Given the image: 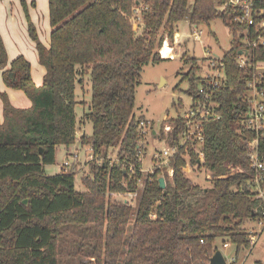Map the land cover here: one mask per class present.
<instances>
[{
  "label": "trees",
  "instance_id": "obj_1",
  "mask_svg": "<svg viewBox=\"0 0 264 264\" xmlns=\"http://www.w3.org/2000/svg\"><path fill=\"white\" fill-rule=\"evenodd\" d=\"M136 2L148 7L142 11L143 28L138 33L127 18ZM225 2L193 0L189 8V0H48V48L28 26L45 69L40 87L33 84L25 58L8 64L0 36L3 82L31 101L29 108H16L0 93V264H60L65 230L75 228L91 236L79 244L78 254L88 259L80 264H208L217 238H223V246H235L236 259L241 249L250 247L251 233L245 225L264 220V197L252 191L247 143L254 134L241 126V120L247 82L253 66L264 61V45H246V24L235 21L242 11L230 5L222 8ZM255 5L264 7V0ZM215 19L221 20L231 39L222 54L221 86L212 97L216 118L203 125L202 160L196 140L182 146L169 160L172 177L166 167L146 176L133 213L130 205L114 203L111 196L136 191L142 177L138 148L144 142L138 134L142 119L134 114L142 69L162 61L158 48L165 34L173 38L178 22L208 25ZM247 31L253 40L255 27ZM243 48L249 51L241 66L238 51ZM181 58L188 65L181 79L188 83L185 93L195 101L209 71L208 59ZM87 73L91 101L82 120L91 123L92 134L77 138L75 87ZM170 123L175 129L167 137L161 131L160 137L178 143L182 115ZM77 143L88 145L95 159L91 175L81 179L83 192L75 189L73 170L62 166L58 174L45 172V166L54 164L58 147L70 149ZM115 150L117 159L110 161ZM259 150L264 159V138ZM187 164L210 172V185L195 184L184 172ZM160 177L165 190L159 187Z\"/></svg>",
  "mask_w": 264,
  "mask_h": 264
},
{
  "label": "rangeland",
  "instance_id": "obj_2",
  "mask_svg": "<svg viewBox=\"0 0 264 264\" xmlns=\"http://www.w3.org/2000/svg\"><path fill=\"white\" fill-rule=\"evenodd\" d=\"M192 2L193 0H189V8ZM0 14L6 42H4L1 33L0 36L6 54L9 50H24L31 59V61L26 60L30 63L33 84L35 85L37 79V83H42L44 78V76L42 77L43 67L38 61L34 46L29 38L28 26L31 24L39 31L40 43L43 45L45 42L47 45L49 44L47 0H0ZM4 19H6V22ZM189 24L187 20H184L175 25L173 36L176 35V40L181 42L179 44L173 42L174 60L162 59L157 64L150 63L144 66L139 84L135 90V117L144 120L145 125L148 126L145 129L143 149L140 152L142 177L136 191L124 194L116 193L111 196V200L114 203L130 205L133 208V213L137 208L144 187V180L154 168L153 155L156 152H160L163 147L170 145L169 139L165 138V136L163 138L159 136L156 139L150 129L156 133H160L163 129L164 132V125H170L171 119L178 114L183 115L192 103L190 96L185 93L188 83L181 80L182 74L188 70V65L184 63L181 57H208L207 55L205 56V51L207 50L216 55H222L230 48L231 34L220 19H215L208 25L204 23L197 24L198 29L202 31L199 41L191 39L193 37V26H189ZM18 57H15V59ZM7 60L9 64L8 57ZM177 85L178 88L175 89ZM3 86L6 85L4 84ZM14 91L22 93L19 90ZM0 93H4L8 97L1 90ZM75 98L77 101L75 113L78 134L81 136V133H84L89 136L92 134V125L90 122L82 120V115L88 111V105L91 101V82L88 73L82 77L81 83L76 84ZM11 105L13 106L12 103ZM74 150L78 154L77 161L69 167V170L71 169L76 173L74 179L75 189L78 192H83L86 188L82 184L81 179L84 175H91L90 163L95 159L91 156L88 145H73L69 149L71 152ZM66 154L67 151L64 147L60 146L57 148L54 164L45 166L47 175H55L61 171ZM109 158L110 161H116V150L112 152ZM184 172L195 184L203 187L210 185L211 180L208 175L212 176V174L205 169L192 168L189 165L188 168L184 169ZM75 229L65 230L60 264H80L88 261L87 258L78 254V249L79 244L89 242L91 236L82 230ZM245 229L255 236V240L250 244L249 248L241 249L234 263L231 262V259L235 258V246L233 244H227L224 247L223 238H217L215 247L222 253L227 264H264V220H261V222H250L245 225Z\"/></svg>",
  "mask_w": 264,
  "mask_h": 264
},
{
  "label": "built area",
  "instance_id": "obj_3",
  "mask_svg": "<svg viewBox=\"0 0 264 264\" xmlns=\"http://www.w3.org/2000/svg\"><path fill=\"white\" fill-rule=\"evenodd\" d=\"M256 0H226V2L221 6L224 8L227 5L239 8L242 13L235 18V21L246 24L247 29L243 31L244 41L246 45L250 48H257L259 44L264 45V7H259L255 5ZM148 7L140 2H136L135 6L132 8V12L127 16L131 27L134 32H140L143 28L142 20V11L147 10ZM261 18V19H260ZM260 19V20H259ZM257 20V21H256ZM189 24V23H188ZM190 26V24H189ZM192 35L191 38L194 41H199L202 35V31L198 29L197 25H191ZM255 27V38L250 40L248 38L247 30L251 27ZM178 34V33H177ZM175 38V40H174ZM172 40V41H171ZM173 42L179 44L181 41L176 40V35L172 39H169L168 36H165L161 46L158 48V54L161 59L174 60V47ZM167 46L169 50V55L165 57L163 55V48ZM242 52L239 58V64L244 66L245 56L248 54V49H240ZM205 56L208 59L209 71L205 75L202 82L198 87V99L193 100L191 106L188 110L182 115L183 118V128L180 135L178 136V143L170 144L161 149L160 152H156L153 155V160L155 161L154 168L151 170V174L158 168L166 167L169 177H172L173 170L169 166V160L173 158L176 154L179 153V150L182 146H186L187 143L197 141L199 147L198 151L199 158L202 160V151L200 146L204 141L203 125L204 122L209 118H216L214 113L215 103L212 101V97L215 93V90L219 89L221 86V79L223 76V64H222V55H216L211 51H205ZM248 95L246 96L247 106L241 120V126L254 134V137L247 143V157L250 161V166L253 169L254 175L252 176V184L254 188L252 191L257 193L258 197H264V191L261 189V183L264 179V159L260 155L259 150V141L261 138H264V61L257 62L253 66V71L251 72V77L247 82ZM148 126L145 125L144 120H140L138 123V134L140 137H144L145 129ZM176 125L170 123V125H164L163 134L167 137L175 129ZM152 131V129H150ZM163 131V129H162ZM144 142H140L138 148L139 153L143 149ZM193 146V145H192ZM194 147V146H193ZM195 149V148H194ZM77 152H68L64 158L62 166L67 170L69 166L74 164L77 159ZM130 166V171L134 173V168ZM187 166L184 168H188ZM142 172V168H140ZM224 176H219L216 178H222ZM210 180L213 179L212 176L208 175ZM141 180V179H140ZM138 180V184L140 183ZM156 214H150V219L154 220ZM255 236L251 233L250 241L254 242ZM227 244L224 245L226 247ZM236 258H232L231 262L234 263ZM225 264H227L225 260Z\"/></svg>",
  "mask_w": 264,
  "mask_h": 264
},
{
  "label": "crops",
  "instance_id": "obj_4",
  "mask_svg": "<svg viewBox=\"0 0 264 264\" xmlns=\"http://www.w3.org/2000/svg\"><path fill=\"white\" fill-rule=\"evenodd\" d=\"M5 10V9H4ZM47 13H48V19H49V6H48V0H47ZM5 14V13H4ZM38 17V16H37ZM5 22H6V19H4ZM48 37H49V44L47 45V43L45 42L44 46L46 48L49 47L50 45V33H51V27H50V19L48 20ZM36 30V29H35ZM0 33H1V36L3 37V40L4 42H6V38H5V35L3 33V29H2V26H1V14H0ZM36 33H37V36H38V39H39V31L36 30ZM39 33V34H38ZM30 38V37H29ZM31 40V39H30ZM32 42V45L34 46V51L37 55V51L35 49V43L31 40ZM18 56H23L25 59H27L28 61H31L30 57H28L29 55L24 51V50H21V49H16L15 50H9L7 52V57L9 58V61L11 62L13 59H15V57H18ZM38 57V56H37ZM9 62V63H10ZM43 69V74H42V77L45 75V69L44 67L42 68ZM43 80V79H42ZM37 82H38V79H37ZM35 81V86L36 87H39L41 86L42 83H37ZM42 82V81H41ZM4 83H3V80H2V77H1V70H0V90L1 92H5L7 95H8V98H9V101L13 104L14 107H17V108H29L31 106V101L26 97V95L23 93H20V92H16L12 89H9L7 88L6 86H3ZM2 110H3V105H2V102H1V99H0V122L2 121ZM79 132H77V138H79ZM151 133L154 135V137L157 139L159 136H160V133H156L155 131H151ZM82 135V133H81ZM76 145V144H75ZM78 145V143H77ZM57 151V150H56ZM67 153L70 152L69 149H66ZM56 156V154H55ZM77 161V160H76Z\"/></svg>",
  "mask_w": 264,
  "mask_h": 264
},
{
  "label": "water",
  "instance_id": "obj_5",
  "mask_svg": "<svg viewBox=\"0 0 264 264\" xmlns=\"http://www.w3.org/2000/svg\"><path fill=\"white\" fill-rule=\"evenodd\" d=\"M238 54L241 55L242 52L241 51H238ZM40 152H42L40 150ZM159 187L162 189V190H165V180L163 177H160L159 180ZM25 204L27 203L26 200L23 201ZM208 264H225V259L222 255V253L219 251V250H216L214 252V254L211 256V258L209 259V262Z\"/></svg>",
  "mask_w": 264,
  "mask_h": 264
},
{
  "label": "bare ground",
  "instance_id": "obj_6",
  "mask_svg": "<svg viewBox=\"0 0 264 264\" xmlns=\"http://www.w3.org/2000/svg\"><path fill=\"white\" fill-rule=\"evenodd\" d=\"M162 52H163V55H164L165 57H167V56L169 55L168 47L165 46V47L163 48Z\"/></svg>",
  "mask_w": 264,
  "mask_h": 264
}]
</instances>
